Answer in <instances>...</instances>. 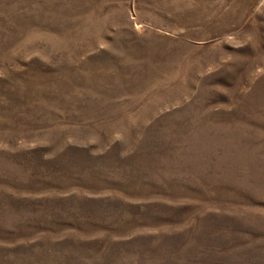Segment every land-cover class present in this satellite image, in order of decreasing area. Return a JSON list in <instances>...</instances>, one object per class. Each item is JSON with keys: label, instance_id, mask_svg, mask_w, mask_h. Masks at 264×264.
I'll list each match as a JSON object with an SVG mask.
<instances>
[{"label": "rangeland", "instance_id": "1", "mask_svg": "<svg viewBox=\"0 0 264 264\" xmlns=\"http://www.w3.org/2000/svg\"><path fill=\"white\" fill-rule=\"evenodd\" d=\"M0 264H264V0H0Z\"/></svg>", "mask_w": 264, "mask_h": 264}]
</instances>
